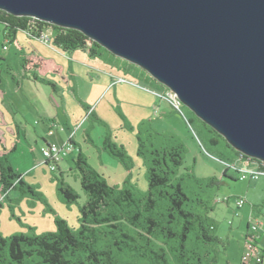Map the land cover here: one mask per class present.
I'll return each mask as SVG.
<instances>
[{"label":"rangeland","instance_id":"374dc122","mask_svg":"<svg viewBox=\"0 0 264 264\" xmlns=\"http://www.w3.org/2000/svg\"><path fill=\"white\" fill-rule=\"evenodd\" d=\"M100 53L110 56L117 64L110 62L99 71L69 57L76 72L75 94L73 99L65 94L66 106L59 108V112L64 111V120L53 128V135L58 133V145L65 144L68 136L75 134L74 150L80 146L89 165L109 184L124 186L142 196L147 191L146 175L153 150L181 144L182 163L176 172L183 178L184 191L192 198L201 196L212 206L208 216L215 224L214 233L219 242L207 248L212 255L216 254L214 264H251L241 259L251 228L262 234L259 246L264 247V173L258 178L250 176L249 171L255 165L238 160L225 139L219 138L216 144H211L213 133L184 104H180L181 111L175 109L160 93H167V88L142 68L104 48ZM122 63L129 67L130 73L120 67ZM145 78L158 91L150 88ZM105 136L118 147L123 146L128 169L103 150ZM140 142L143 147L139 153ZM60 166L61 171L45 164L27 176L25 182L34 186L42 202L50 204L55 216L66 219L68 226L77 230L79 206L85 203L86 194L80 186L76 163L63 161ZM241 173L246 175L245 179L240 177ZM61 179L79 194L75 201L67 203L62 198ZM26 192V197L39 204L37 195ZM240 197L244 204L237 207L235 201ZM259 254L262 255L258 250Z\"/></svg>","mask_w":264,"mask_h":264},{"label":"water","instance_id":"95a60500","mask_svg":"<svg viewBox=\"0 0 264 264\" xmlns=\"http://www.w3.org/2000/svg\"><path fill=\"white\" fill-rule=\"evenodd\" d=\"M0 10L81 31L264 162V0H0Z\"/></svg>","mask_w":264,"mask_h":264},{"label":"trees","instance_id":"16d2710c","mask_svg":"<svg viewBox=\"0 0 264 264\" xmlns=\"http://www.w3.org/2000/svg\"><path fill=\"white\" fill-rule=\"evenodd\" d=\"M0 24L7 36L18 30H25L32 36L50 30L49 42L62 51L85 49L89 55L96 56L102 48L81 31L28 16H13L0 10ZM27 62L24 58L23 66ZM40 63L33 62L36 67ZM202 123L213 133L209 139L211 144H216L219 138L224 139ZM142 147L140 142L139 153ZM102 148L129 168L122 145L118 147L105 136ZM229 148L237 158L256 162L258 169L264 171V162ZM182 151L181 144L153 150L146 175L147 191L142 196L124 186L109 184L78 153L75 163L80 186L86 194L85 203L79 206L78 229L72 230L66 219L55 216L52 232L18 233L8 237L0 234V264H214L216 254L212 255L207 248L219 242L214 233L215 224L208 216L212 206L201 196L192 198L184 191L183 178L176 172L182 163ZM20 177L9 166L7 158L0 155L2 190L6 193L18 183V187L40 195ZM59 191L67 203L79 196L62 179Z\"/></svg>","mask_w":264,"mask_h":264},{"label":"crops","instance_id":"0c3cea01","mask_svg":"<svg viewBox=\"0 0 264 264\" xmlns=\"http://www.w3.org/2000/svg\"><path fill=\"white\" fill-rule=\"evenodd\" d=\"M77 50L81 54L78 55ZM69 57L76 63L91 69L98 68L99 71L109 66L110 62L117 64L100 51L96 56L89 55L85 49L62 51L49 41L43 42L28 35L25 30L7 36L3 24H0V155L7 158L9 166L33 189L34 186L25 182L26 177L45 166L42 148L51 142L59 144L58 133L53 135L55 126L64 120V111L59 112V108L66 106L65 94L72 99L75 94L76 72ZM24 58L28 60L25 66L22 64ZM37 61L41 62L38 67L33 64ZM120 67L130 71L124 63ZM144 80L150 88L158 91L147 78ZM160 93L166 95L162 91ZM74 137L75 134L66 139L72 150L60 163L75 162L78 153L84 156L80 146L74 150ZM60 163L57 166L59 171ZM246 163L255 165L254 169L258 170L256 162ZM18 185L16 183L5 193L0 184V234L8 237L18 233L39 235L54 231L55 213L50 204L42 202L38 195L37 204L35 199L26 197L25 188ZM262 237V234L256 233L255 243L264 256V247L259 246Z\"/></svg>","mask_w":264,"mask_h":264},{"label":"built area","instance_id":"2783aa9c","mask_svg":"<svg viewBox=\"0 0 264 264\" xmlns=\"http://www.w3.org/2000/svg\"><path fill=\"white\" fill-rule=\"evenodd\" d=\"M49 35H51V31L45 30L44 32H41L39 35L35 37L39 38L43 42H48ZM165 97L169 100V102L175 109L180 110L181 102L177 99V96L174 93H172V91L168 90ZM71 150H72V146L71 144H68V142H66L63 145H58V144H55L54 142L48 143L45 147L42 148V151H41L43 162L48 163L50 169L55 170L56 166H58V163ZM238 160H240V158H238ZM262 173H264V171H261L259 169L258 170L254 169V170L249 171L250 176L257 177V178L259 174H262ZM240 177L242 179H245L246 175L241 173ZM243 204H244V200L242 199V197L238 198L235 201V205L237 207H241L243 206ZM255 240H256V228L253 227V229L251 228V233L249 235H246V245H245L246 252L243 255L241 260L249 261L251 262V264L253 263L261 264L263 258L260 254L258 255V249L256 247Z\"/></svg>","mask_w":264,"mask_h":264},{"label":"clouds","instance_id":"9594fccd","mask_svg":"<svg viewBox=\"0 0 264 264\" xmlns=\"http://www.w3.org/2000/svg\"><path fill=\"white\" fill-rule=\"evenodd\" d=\"M43 163H46V162H43ZM59 163H60V162H59ZM59 163H58V166H59ZM46 164L48 165V163H46ZM55 170H57V166H56V169H55ZM261 256H262V255H261ZM262 263H263V261H262ZM262 263H261V264H262Z\"/></svg>","mask_w":264,"mask_h":264}]
</instances>
